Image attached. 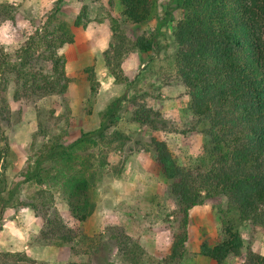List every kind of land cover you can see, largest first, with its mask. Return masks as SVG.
I'll list each match as a JSON object with an SVG mask.
<instances>
[{
	"label": "trees",
	"instance_id": "16d2710c",
	"mask_svg": "<svg viewBox=\"0 0 264 264\" xmlns=\"http://www.w3.org/2000/svg\"><path fill=\"white\" fill-rule=\"evenodd\" d=\"M64 0H57L48 24L55 22ZM121 20L112 24V41L104 50L105 67L117 83L130 80L122 69L124 56L130 51L155 54L160 47L161 27L154 32L142 31L135 37L131 25L147 22L153 14V0H119ZM13 6L0 4V17L15 20ZM181 18L176 19L173 37L174 76L186 88L193 114L192 131L203 135V153L193 166L179 162L168 141L152 136L147 149L163 176L170 181L167 193L175 201L176 230L168 255L163 259L150 256L143 246L130 236L123 226L110 228L113 244L119 256L130 264H181L186 258L189 239L190 212L211 199L226 197L228 208L222 221L223 236L212 245L200 244V254L217 264L243 255L245 241L241 228L249 224L253 230L264 228V0H177ZM85 3L74 20V26L89 23ZM167 12L165 21L171 22ZM44 33L32 35L18 51L19 59L0 51V138L4 127L14 115L8 90L14 87L13 99H41L46 96H65L72 77L66 71V60L59 49L75 41L70 24L60 21ZM41 62L51 65V72L38 68ZM91 83L88 102L98 95L95 66L86 68ZM145 93L129 92L111 99L101 111L100 126L83 131L75 139L66 140V133L55 136L49 128L40 130L50 135L36 153L34 166L28 170V180L55 188L79 225L86 223L97 207L98 184L108 165L103 148L130 140L121 128L127 106L128 121L153 131L170 130L171 120L144 99ZM91 110H89V113ZM0 147V209L11 206L14 190L8 191L3 156ZM41 205L20 201L13 205L31 207L45 224L39 241L57 246L95 239L79 234L67 224L53 204L54 194L41 191ZM51 203V205H49ZM41 207L43 208L41 211ZM51 212V213H50ZM102 239V238H99ZM92 246V244L90 245ZM0 264H43L26 252L0 251ZM86 264V263H81ZM243 264H264V254L248 247Z\"/></svg>",
	"mask_w": 264,
	"mask_h": 264
},
{
	"label": "rangeland",
	"instance_id": "374dc122",
	"mask_svg": "<svg viewBox=\"0 0 264 264\" xmlns=\"http://www.w3.org/2000/svg\"><path fill=\"white\" fill-rule=\"evenodd\" d=\"M153 1L151 19L142 24L131 25L130 33L135 37L142 31L151 33L161 27L160 47L155 54L137 51L127 53L123 58L122 69L130 80L117 83L105 67L103 52L112 41L113 22L122 19L119 0H64L52 24L47 21L57 0H0V4L8 3L14 7V21L0 17V51L8 53L13 61L19 59L18 51L30 37L37 30L44 33V27L48 25V29L52 30L58 22L66 21L75 33V41L66 43L59 49L66 60V71L72 77L65 96L51 95L41 99L24 97L15 101L14 87L11 86L8 98L14 115L11 123L4 127L7 139L0 138V147L9 144L3 156L7 177V188L3 196L7 198L9 190L15 191L11 206L0 209V239H7V235L15 236V239H29L34 247H48L52 252L51 259H36L40 263L60 264L57 261L62 263L63 260V264H115V260L121 257L113 244L110 228L124 226V223L139 236L137 239L133 238L150 256L163 259L170 251L176 230L173 215L176 203L167 193L170 181L161 173L154 153L147 149V144L154 135L163 138L168 141L180 163L193 166L203 153L204 137L201 133L190 130L193 118L188 106L190 97L183 84L174 76V53L177 46L173 30L176 19L182 16L181 9L176 8L177 0ZM85 3L89 8V23L86 27H76L74 20ZM168 11H171V22L164 20ZM89 66H95L98 79V95L94 102L87 100L92 93L86 71ZM38 68L44 69L46 73L52 71L48 62H41ZM126 92H129V96L136 92L145 93L144 99L171 120L170 130L156 132L148 126L140 127L129 123V112L135 106H127V113L120 126L131 138L123 146L115 143L103 148L108 157V165L98 184V217L95 216V210L94 216L79 225L59 192L49 185L28 180L27 172L34 166L36 153L52 133L55 136L66 133V140L69 141L80 136L83 131L97 129L100 126L101 111L111 99ZM44 127L49 128L50 135L40 132ZM41 191L54 194L53 204L68 225L80 235L87 234L96 238L87 239L86 242L76 239L73 246L40 243L39 234L45 224L44 219L36 216L29 206L15 208L13 205L20 201L41 205L44 198ZM132 207L140 211L129 209ZM227 208L228 199L221 197L191 210L188 253L181 264H217L200 254V244L208 240L214 245L223 236L222 221ZM42 209L41 207V211ZM140 215L142 220L137 218ZM241 231L245 241L243 255L224 264H243L248 247L264 254V228L253 230L249 224H245ZM156 245L159 246L162 257H157L152 252ZM0 251L7 250L2 248ZM69 252L72 256L66 260L65 256Z\"/></svg>",
	"mask_w": 264,
	"mask_h": 264
},
{
	"label": "crops",
	"instance_id": "0c3cea01",
	"mask_svg": "<svg viewBox=\"0 0 264 264\" xmlns=\"http://www.w3.org/2000/svg\"><path fill=\"white\" fill-rule=\"evenodd\" d=\"M129 209L134 211V210H137L138 208L132 207V208H129ZM98 211L96 210V212H95L96 214L94 213L96 218L98 217V214H97ZM138 211H140V209H138ZM130 218L133 220L132 217H130ZM137 218L142 220V215L138 216ZM123 227L126 229L127 233L130 236L134 237L135 239H137L139 237L138 235L136 236L134 234V232H132L131 227L128 226L127 224L124 223ZM28 240L29 239H23V238L15 239V236H8L7 235V239H0V244H1L0 245V250H2V248H6L7 251H11V252H26L32 258L39 259V260H50L51 259V253H52L51 249H48V247L47 248H45V247H37V246L34 247L33 244H31ZM156 244H159V242H157ZM1 246H2V248H1ZM158 247L159 246L156 245V249L154 248V251H152V252L157 254L156 255L157 257H162V255H160V248H158ZM53 253H55V252H53ZM71 256H72V254L69 252L68 254H66L65 259L66 260L70 259ZM57 262L60 263V264L64 263L63 260H62V263L59 262V261H57ZM115 264H128V263H125L121 258H118V259L115 260Z\"/></svg>",
	"mask_w": 264,
	"mask_h": 264
}]
</instances>
